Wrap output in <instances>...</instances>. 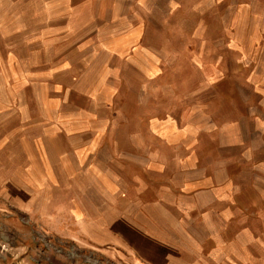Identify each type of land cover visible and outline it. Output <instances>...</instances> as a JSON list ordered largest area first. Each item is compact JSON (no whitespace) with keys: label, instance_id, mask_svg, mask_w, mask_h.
Masks as SVG:
<instances>
[{"label":"rangeland","instance_id":"1","mask_svg":"<svg viewBox=\"0 0 264 264\" xmlns=\"http://www.w3.org/2000/svg\"><path fill=\"white\" fill-rule=\"evenodd\" d=\"M41 1L0 0V264H264V31L257 38V22L248 24L255 35L246 53L245 23L234 30L238 45L231 44L226 5L201 21L150 15L140 22L139 40L162 61L152 79L144 76L142 58L134 66L128 53L109 62L103 57L118 110L112 121L118 130L112 125L105 140H155L144 132L145 113L162 111L177 125L194 126L201 156L217 169L218 183L226 182L209 207L214 211L186 220L191 237L181 239L182 247L192 250L161 246L160 238L166 251L159 253L136 238L132 247L119 242L112 228H101L111 211H93L87 202L88 212L71 211L83 198L75 188L80 182L67 178L70 160L63 151L71 138L55 133V120L75 109L65 102L68 93L86 105L77 96L98 78L83 64L101 55L85 48L88 37L81 33L95 29L86 19L91 6L72 20L57 15L51 26L72 34L49 45L40 28ZM51 98L61 103L54 106ZM120 231L132 241V232Z\"/></svg>","mask_w":264,"mask_h":264},{"label":"crops","instance_id":"2","mask_svg":"<svg viewBox=\"0 0 264 264\" xmlns=\"http://www.w3.org/2000/svg\"><path fill=\"white\" fill-rule=\"evenodd\" d=\"M41 3L44 19L40 28L43 37H48L49 45L56 43L54 38L58 35L72 34L68 27L64 34H58L56 25L51 26L57 15L72 20L78 10L86 11L91 6L93 9L90 7L86 19L90 24L95 22V29L81 30V33L88 37L85 48H91L90 53L101 55L83 64L86 72L98 78L90 82L87 92L81 91L77 96L86 105L78 106L73 95L68 93L65 102L75 108L73 113L76 116L71 113L55 120V133L64 134L68 139L78 136V140L67 141L63 151L70 160L67 178L80 182L75 188H79L83 198L80 204L74 205L80 207L71 211L88 212V208H84L87 202V205L96 207L93 211L113 212L112 220L108 224L101 223L100 227L106 230L112 228L113 236L131 247L136 244V238L139 244L151 245V251L162 253L166 250L159 248L160 244L156 241L161 238V246H173L178 251L189 252L191 247H182L187 244L181 241L186 236L191 237V233L187 232L191 226L186 220L200 221V216L206 218L214 211L209 207L217 202L219 191L226 182L218 183L217 169L205 160V154L201 156L200 144L193 135L194 126L177 125L162 111L146 110L145 113L148 119L144 132L155 140L138 142L131 135L128 142L105 140L106 132L112 128L113 118L118 113L114 108L117 94L108 86L111 84L108 73L111 65L108 62L112 58L121 59L122 54L128 53V63L136 66L137 57L142 58L145 65L140 67L144 76L152 79L163 65L160 59H153L157 50L140 44V22L151 20L152 14L162 16L163 20L201 21L206 13L212 11L215 14L218 4L226 5V11H230L227 31L231 44L238 45L234 30L239 23L241 26L245 23L247 32L242 51L248 53L249 46H254L250 37L255 35L249 32L248 24L257 22L255 29L260 30L257 31V38H261L264 31V0H42ZM46 4L49 7L44 6ZM186 4L190 5L188 9ZM58 5L60 8H57ZM186 13L189 15L185 16ZM41 31L35 35L39 33L36 39L43 44ZM93 38H96L95 42ZM105 54L108 55V62L103 58ZM51 100L54 106L61 103L56 98ZM58 110H55L56 113ZM171 138L177 139L172 141ZM125 144L126 147L123 146ZM121 228L129 230L128 235L132 232L133 242L126 239Z\"/></svg>","mask_w":264,"mask_h":264}]
</instances>
